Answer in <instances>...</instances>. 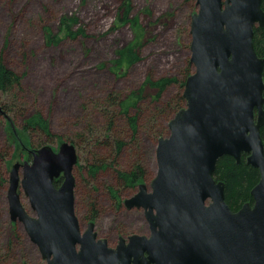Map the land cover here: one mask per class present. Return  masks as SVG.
Masks as SVG:
<instances>
[{"label":"water","instance_id":"water-1","mask_svg":"<svg viewBox=\"0 0 264 264\" xmlns=\"http://www.w3.org/2000/svg\"><path fill=\"white\" fill-rule=\"evenodd\" d=\"M193 1L185 107L167 123V137L157 140L149 186L140 184L123 202L126 210L143 212L147 236L119 238L111 248L93 222L81 232L74 212L75 147L28 148L0 107L30 158L10 170L9 217L45 264H264V59L253 46L254 29L264 28L262 0ZM242 154L260 177L252 204L233 212L213 173L220 158L239 164ZM19 189L35 217L22 206Z\"/></svg>","mask_w":264,"mask_h":264},{"label":"rangeland","instance_id":"rangeland-1","mask_svg":"<svg viewBox=\"0 0 264 264\" xmlns=\"http://www.w3.org/2000/svg\"><path fill=\"white\" fill-rule=\"evenodd\" d=\"M122 1L0 0V58L5 66L22 76L21 92L12 98L15 123L20 126L23 119L37 111L48 121L53 137L33 134L30 140H24L30 149L49 146L57 151L61 143L77 144L74 212L81 232L93 222L97 237L106 240L111 248L118 244L119 237L147 236V224L142 211L126 210L123 205L120 210L114 207L107 195L108 186L117 187L112 171L100 172L94 182L88 181L87 165L95 161V156L109 154L104 148L91 145L92 139L83 136L84 131L103 128L106 121L103 107H99L102 102L110 96L121 99L129 96L142 86L147 76L182 79L190 58L191 16L197 12L193 0H132L131 17L137 19L144 32L140 61L116 75L111 72L115 52L133 38L130 27L116 21ZM65 14L78 15L83 34L75 41L63 40L58 46H47L43 28L50 27L56 33L58 21ZM179 93L177 86L167 90L160 106ZM153 95L152 90H145L142 108H153ZM0 105L8 115L4 98H0ZM9 136L0 116V264H45L22 225L9 217L10 170L13 165L30 162ZM140 140L143 165L152 180L157 141L150 140L147 134L141 135ZM151 180L147 179L145 184L149 186ZM18 193L26 212L35 217L22 190ZM134 194L124 191L120 196L124 201ZM89 203L95 205L94 220H89Z\"/></svg>","mask_w":264,"mask_h":264},{"label":"trees","instance_id":"trees-1","mask_svg":"<svg viewBox=\"0 0 264 264\" xmlns=\"http://www.w3.org/2000/svg\"><path fill=\"white\" fill-rule=\"evenodd\" d=\"M132 0H123L118 8L116 21L118 25H128L133 33V38L123 47L115 52V59L112 61L111 72L121 75L130 67L140 61V47L144 32L137 19L131 17ZM262 10L264 12V0H262ZM79 18L77 14H65L58 21L57 31L54 33L50 27L42 30L43 40L47 46H58L63 40L75 41L83 31L79 28ZM253 46L258 57L264 59V28H255L253 35ZM192 66L189 61L186 63V70L181 80L175 77L153 78L147 76L140 88L127 97H108L102 105L106 123L103 128H87L84 135L91 137V145L100 146L107 150L109 156H95V161L87 165L88 181H95L96 175L104 171H112L117 187L108 186L107 195L113 202L114 207L120 210L123 205L120 193L124 191L136 192L137 187L145 183L149 178L141 158L142 144L140 137L147 134L150 140L156 142L159 138L168 134L167 123L182 108L185 107V100L182 97L186 78L192 73ZM264 83V69L262 73ZM178 87L180 93L176 98L160 106V101L164 93L173 87ZM22 89V76L5 66L0 58V98L8 107V116L11 119L18 137L27 146L24 140H30L33 134H42L46 138L53 137L48 121L39 111L34 112L21 121V125L15 123L16 111L14 100ZM152 90L153 108H142L145 90ZM264 97V90H263ZM133 112V113H131ZM7 131L12 143L20 147L7 123ZM260 137L264 148V125L260 129ZM57 139L60 144V139ZM48 142V141H47ZM77 152V144L71 142ZM28 147V146H27ZM48 147L49 146H42ZM41 148V147H39ZM22 150V149H21ZM79 156L77 153V164ZM78 167V165H76ZM259 172L246 164V155H241L239 164L231 157L224 156L217 161L213 178L216 182L223 183L225 203L236 212L244 204H252L251 190L259 181ZM61 179L54 181L58 187ZM89 220H94L96 216L95 205L88 204ZM131 236V235H130ZM128 237V236H127ZM126 237V238H127ZM123 238V237H119ZM118 238V240H119Z\"/></svg>","mask_w":264,"mask_h":264},{"label":"flooded vegetation","instance_id":"flooded-vegetation-1","mask_svg":"<svg viewBox=\"0 0 264 264\" xmlns=\"http://www.w3.org/2000/svg\"><path fill=\"white\" fill-rule=\"evenodd\" d=\"M0 107H1V105H0ZM1 109L3 110V108L1 107ZM6 113V112H5ZM0 116L4 119V117H3V115H1V113H0ZM4 121H5V123H6V120L4 119ZM27 155V154H26Z\"/></svg>","mask_w":264,"mask_h":264}]
</instances>
